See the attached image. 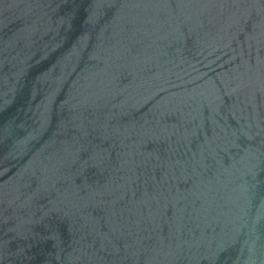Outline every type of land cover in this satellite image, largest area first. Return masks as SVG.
<instances>
[{"label": "water", "instance_id": "95a60500", "mask_svg": "<svg viewBox=\"0 0 264 264\" xmlns=\"http://www.w3.org/2000/svg\"><path fill=\"white\" fill-rule=\"evenodd\" d=\"M0 264H264V0H0Z\"/></svg>", "mask_w": 264, "mask_h": 264}]
</instances>
